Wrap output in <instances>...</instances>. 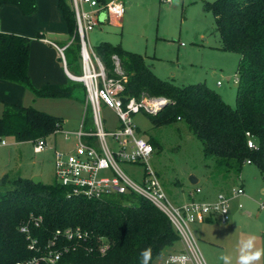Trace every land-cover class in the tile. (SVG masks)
<instances>
[{
    "label": "trees",
    "instance_id": "16d2710c",
    "mask_svg": "<svg viewBox=\"0 0 264 264\" xmlns=\"http://www.w3.org/2000/svg\"><path fill=\"white\" fill-rule=\"evenodd\" d=\"M4 4L17 5L26 14L37 10L36 0H0V7ZM60 6L69 30L68 40L60 45L65 47L69 71L80 76L81 38L76 17L71 1L60 0ZM204 10L214 14L220 49L240 55L235 106L206 83L180 86L161 79L143 54L120 43L102 41L93 49L109 76L125 79L121 94L125 103L131 98L168 101L148 115L156 125L185 121L201 140L204 154L214 158L218 176H239L247 160L264 175V0H215L206 2ZM30 48L31 38L0 31L1 79L19 83L37 97L71 98L80 93L85 102L86 87L72 79L65 84L36 88L29 75ZM114 56L119 59L121 72L116 71ZM91 117L89 110L87 127L91 126ZM63 126L62 117L32 106L7 103L0 117V139L12 136L20 142L50 135L57 138ZM247 132L255 141V148L248 146ZM13 182V188L0 195V264H15L34 254L28 248L27 235L21 231L25 224L41 246L53 238L56 229L69 226H81L108 239L105 254L92 242L91 251L81 246L65 253L57 264H141L139 253L144 249H151L152 264L180 239L168 216L142 197L120 195L92 200L69 196L57 182L36 184L31 178L22 177ZM123 199L135 202L124 203ZM38 217L43 221L36 225Z\"/></svg>",
    "mask_w": 264,
    "mask_h": 264
},
{
    "label": "rangeland",
    "instance_id": "374dc122",
    "mask_svg": "<svg viewBox=\"0 0 264 264\" xmlns=\"http://www.w3.org/2000/svg\"><path fill=\"white\" fill-rule=\"evenodd\" d=\"M70 1V0H69ZM215 0H179L166 3L163 0H122L125 6L123 24L104 22L88 32L87 43L94 48L102 41L120 43L126 49L141 53L151 63L153 72L163 80H169L180 86L206 83L219 92L225 102L236 105L237 66L240 55L236 52L220 49V37L215 30V17L211 11L204 10L206 2ZM11 8V7H10ZM22 14L26 13L19 7ZM11 10V9H10ZM49 11L33 17L39 25L49 23ZM14 27H18L13 22ZM70 43V42H69ZM72 73V72H71ZM108 75V72L106 70ZM73 81H78L73 74ZM109 76V75H108ZM223 82L218 86L217 82ZM87 99V96H86ZM156 98L147 99L146 105H152ZM49 113L60 116L64 120V129L72 130L80 127L85 111L83 96L80 93L67 99L48 100ZM40 106V105H39ZM41 107V106H40ZM152 107V106H151ZM157 112V111H156ZM154 112V113H156ZM147 110L134 115V120L142 135L151 139L156 145L150 158V164L156 171L170 200L181 204L183 193L193 188L192 176L200 178L199 185L206 191H224L244 185L245 196L241 198L249 215L244 214L234 220L230 227H220L211 224H197L199 230V247L210 264H221L222 254L232 257V264L237 263L238 241L242 236L264 237V175L254 164H245L239 176L232 175L224 179L218 176L214 158L203 152L201 140L190 131L183 120L156 125ZM102 116L109 126H116L118 119L113 110L102 105ZM50 143L58 148L70 147L64 141L62 134L50 135ZM13 152L9 174L4 183H0V193L12 189L15 178L40 176L45 184L56 182L55 157L53 152H35L32 141H23L20 145L12 136L6 137ZM122 169L136 181L140 182L142 168L139 165L121 163ZM2 180V179H0ZM120 195H115L118 198ZM124 203L135 202L133 199H123ZM224 239L228 249L224 252H213L209 241ZM168 249V248H167Z\"/></svg>",
    "mask_w": 264,
    "mask_h": 264
},
{
    "label": "built area",
    "instance_id": "2783aa9c",
    "mask_svg": "<svg viewBox=\"0 0 264 264\" xmlns=\"http://www.w3.org/2000/svg\"><path fill=\"white\" fill-rule=\"evenodd\" d=\"M70 1L81 38L82 74L75 78L86 87L85 111L79 128H63L58 131L65 142L71 144L72 141L70 147H55L50 143V137H46L32 141L34 151L43 152L54 147L56 182L67 189L69 196L100 200L115 195H136L150 201L165 213L180 236V247L165 250L152 264H173V258H177L175 264H180L179 258H184L183 264H210L200 250V237L195 226L213 219L228 223L232 203L245 195L244 187H236L231 193L220 192L214 200L197 199V194L202 192V188L197 187L189 194V199L179 205L170 200L150 164L155 148L142 135L134 120V115L140 111H158L165 100H155L149 106L146 105L147 99L137 101L131 98L125 103L121 97L125 79L108 76L103 62L87 43L89 31L103 22L124 17L125 6L122 0ZM163 1L172 3L175 0ZM102 13L105 14L103 20ZM64 49L59 48L66 64ZM114 59L116 71L121 72L118 57L114 56ZM235 81L237 83L238 77ZM220 84L222 82L218 81ZM102 105L114 111L118 119L116 126H109L104 120ZM89 110L92 113L91 126L87 127L86 114ZM247 135L248 146L251 143L253 147L250 148H255L252 136L249 132ZM0 141L6 144L5 140ZM121 163L141 166L140 182L127 174ZM247 163L251 164V161L247 160ZM238 205L244 207L242 202ZM260 208L264 210V203L260 204ZM42 221L43 218L38 217L35 224L39 225ZM21 231L27 235L28 248L34 254L17 260L15 264H57L65 253L81 246L91 251L92 242H96L101 254H105L109 246L106 236H95L92 231L81 226L56 229L53 238L43 246L32 236L29 225H23Z\"/></svg>",
    "mask_w": 264,
    "mask_h": 264
},
{
    "label": "crops",
    "instance_id": "0c3cea01",
    "mask_svg": "<svg viewBox=\"0 0 264 264\" xmlns=\"http://www.w3.org/2000/svg\"><path fill=\"white\" fill-rule=\"evenodd\" d=\"M36 2H37V10L31 14H25V15L22 14L19 6L17 5L14 4L2 5L0 7V31L13 33L17 35H23L31 38V48H30V56H29V75L33 85L36 88H40L46 84H65L68 82L69 79H73L74 77L67 67V62L65 64L63 56L59 50V48L63 47L60 45V42H65L69 38L68 25L64 18L60 6V0H36ZM46 11H49V15H48L50 16L49 23L38 25L33 17H36L40 14H44ZM123 20L124 17L121 20H116V21L112 20V22L115 21V24L120 26L123 24ZM13 22H15L18 27H14ZM107 22H111V21H107ZM222 85L223 82L218 86H222ZM56 99H67V98L37 97L33 91H31L28 88H25L23 85L0 78V117L2 116L4 108L7 103L32 106L36 109L49 113L47 109H43V106L45 108L47 106V103H50L46 101L48 100L53 101ZM6 139H7L6 137H3V140H5L6 144H2V142L0 141V179H2L3 181L2 183L5 182V179H7V176L9 174L8 169L11 165V157L13 154L11 148L8 147L9 143ZM57 141H58L57 138H55L56 146L58 143ZM22 142L23 141L19 142L16 140V143L19 145ZM46 152H53L54 154V147L51 146V148L46 150ZM22 178H28V177H22ZM193 181L194 182L192 183L195 184L196 187L190 190L186 194L183 193L182 203L189 199V194L193 190H195L197 187H201L199 185L200 183L199 177L196 176L193 177ZM239 186L244 187L243 184H240L236 187ZM236 187H232L231 189H227L219 192L218 191L216 192L215 189L212 187L211 188L208 187L206 191L201 187L202 192L197 194L196 198L200 200H214L216 199L217 195L220 192L231 193L232 190ZM262 191L264 193V187L262 188ZM244 196H241L240 198L233 201L231 206V219L228 223H222L216 219H213L200 224H211L212 226H214V224L216 223L215 225H218L220 227L221 226L230 227L233 225L234 220L243 217L245 213L250 215L252 213L251 210H246L244 212L245 205L242 208L239 207L238 205L239 202H242L244 204V202L241 200V198ZM196 229L199 234L198 227ZM255 237L257 238V247L264 248V237L263 236H255ZM242 238H246V236H242L239 239V241ZM217 240L218 241L208 242L211 247L210 249H213V252L215 251V252L225 253L228 249L227 242L224 241V239H217ZM239 241H238V247H239ZM179 247H180V242H177L175 245L169 247L166 250L179 249ZM221 264H223V262ZM258 264H264V257L261 258Z\"/></svg>",
    "mask_w": 264,
    "mask_h": 264
},
{
    "label": "clouds",
    "instance_id": "9594fccd",
    "mask_svg": "<svg viewBox=\"0 0 264 264\" xmlns=\"http://www.w3.org/2000/svg\"><path fill=\"white\" fill-rule=\"evenodd\" d=\"M249 147H253L250 143ZM227 211V210H225ZM237 264H258L262 257H264V248L257 247V238L254 235H250L246 238H242L239 241ZM141 264H150L151 249H144L140 253ZM180 264H183L184 258H179ZM219 259L223 261V264H232V257L230 255L222 254ZM177 258H173V264H175Z\"/></svg>",
    "mask_w": 264,
    "mask_h": 264
},
{
    "label": "water",
    "instance_id": "95a60500",
    "mask_svg": "<svg viewBox=\"0 0 264 264\" xmlns=\"http://www.w3.org/2000/svg\"><path fill=\"white\" fill-rule=\"evenodd\" d=\"M175 2H178V0H175ZM104 15H105V14L102 13V16H101V19H102V20H103ZM167 102H168V101L165 100V101L163 102L162 106H164ZM162 106H161V107H162ZM160 109H161V108H160ZM193 177H195V176H192V178H191V181H192V182H194V181H193ZM32 180H33L34 183L37 184V183L41 182V177H40V176H34V178H33ZM2 182H3V181L0 180V183H2Z\"/></svg>",
    "mask_w": 264,
    "mask_h": 264
}]
</instances>
